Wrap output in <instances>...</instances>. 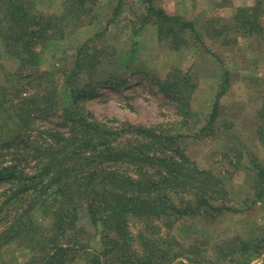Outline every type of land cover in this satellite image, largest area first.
<instances>
[{
    "label": "trees",
    "instance_id": "obj_1",
    "mask_svg": "<svg viewBox=\"0 0 264 264\" xmlns=\"http://www.w3.org/2000/svg\"><path fill=\"white\" fill-rule=\"evenodd\" d=\"M36 1L0 0L2 52L17 62L0 82V264H7L2 254L15 245L30 254L23 264H74L77 259L80 264L172 263L182 256L183 246L163 229L190 217L240 212L218 203L221 179L200 168L179 145L189 135L183 130L197 124L191 111L196 83L177 67L151 78L175 105L176 119L143 125L95 117L84 102L98 93L97 87L129 83L126 70L121 75L118 67L109 70L113 52L84 41L70 61L38 67L54 30L69 18L87 15L96 0H64L61 16L38 12ZM139 1L145 9L142 24L151 21L175 39L180 31L193 30L192 21L153 0ZM257 16V7L235 13L251 29ZM227 83L225 72L197 134L229 127L219 119V97ZM256 123V139L264 149V97ZM230 150L223 153L229 166L251 174L250 205L263 200L264 161L251 155L244 162L239 147ZM228 241L216 245L217 251L234 260L246 256L244 264L251 262L249 254L264 248V237ZM187 258L189 264L199 262ZM10 260L17 262L16 257Z\"/></svg>",
    "mask_w": 264,
    "mask_h": 264
},
{
    "label": "rangeland",
    "instance_id": "obj_2",
    "mask_svg": "<svg viewBox=\"0 0 264 264\" xmlns=\"http://www.w3.org/2000/svg\"><path fill=\"white\" fill-rule=\"evenodd\" d=\"M153 3L192 21L193 30L180 31L175 39L165 31L160 33L151 21L142 24L145 9L139 0H96L87 15L79 20L69 18L54 30L38 68L49 69L56 62L70 61L84 41L101 44L113 52L109 70L120 68L118 75L126 70L129 83L119 87L100 85L98 93L88 98L84 106L102 120L143 125L177 118L175 105L164 98L151 78L163 77L173 67L187 72L196 83L191 111L197 124L191 130H183L189 135L179 145L200 168L211 169L221 179L218 203L222 201L240 212L227 210L216 217H190L169 231L163 229V233L169 232L183 246L182 256L170 264L179 261L189 264L188 256L196 257L198 264H244L246 256L234 260L230 253L217 251L216 245L224 240L230 245L232 241L228 240L232 237L241 240L264 237V199L250 205L251 174L233 170L223 156L224 152H232L231 148L239 147L244 162L251 155L264 161V149L255 134L256 112L264 97V0H153ZM245 7L258 9L257 24L252 29L235 19L238 8ZM35 8L52 16H61L66 11L64 0H37ZM16 66V59L5 55L0 43L1 83ZM225 72L228 83L219 97V119L229 127H218L216 134L208 136L197 134L212 109ZM6 128L2 124L3 132ZM138 225H131V230L135 231ZM25 253L15 245L2 257L7 264H23L30 255ZM249 255V264H264V248ZM11 257H16L17 262L11 261ZM80 263L78 259L74 262Z\"/></svg>",
    "mask_w": 264,
    "mask_h": 264
}]
</instances>
